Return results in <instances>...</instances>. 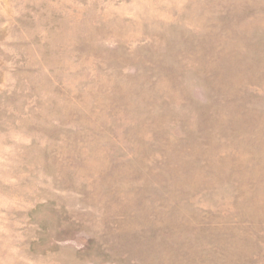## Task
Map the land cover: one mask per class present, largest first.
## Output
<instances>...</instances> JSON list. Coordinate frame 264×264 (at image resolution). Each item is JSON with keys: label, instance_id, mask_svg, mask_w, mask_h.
Returning a JSON list of instances; mask_svg holds the SVG:
<instances>
[{"label": "rangeland", "instance_id": "374dc122", "mask_svg": "<svg viewBox=\"0 0 264 264\" xmlns=\"http://www.w3.org/2000/svg\"><path fill=\"white\" fill-rule=\"evenodd\" d=\"M0 264H264V0H0Z\"/></svg>", "mask_w": 264, "mask_h": 264}]
</instances>
